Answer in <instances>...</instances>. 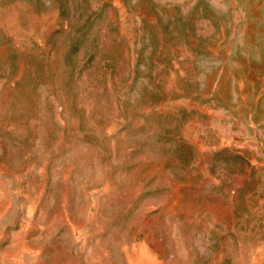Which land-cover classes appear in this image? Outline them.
<instances>
[{"label": "rangeland", "instance_id": "rangeland-1", "mask_svg": "<svg viewBox=\"0 0 264 264\" xmlns=\"http://www.w3.org/2000/svg\"><path fill=\"white\" fill-rule=\"evenodd\" d=\"M0 264H264V0H0Z\"/></svg>", "mask_w": 264, "mask_h": 264}]
</instances>
